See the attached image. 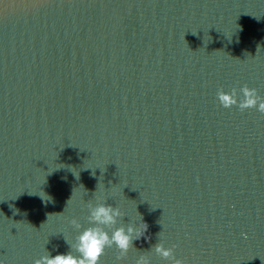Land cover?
I'll use <instances>...</instances> for the list:
<instances>
[{"label": "water", "instance_id": "1", "mask_svg": "<svg viewBox=\"0 0 264 264\" xmlns=\"http://www.w3.org/2000/svg\"><path fill=\"white\" fill-rule=\"evenodd\" d=\"M244 84L264 96V0H0V258L69 251L102 196L148 228L100 264H170L160 239L264 264V113L216 96Z\"/></svg>", "mask_w": 264, "mask_h": 264}, {"label": "clouds", "instance_id": "2", "mask_svg": "<svg viewBox=\"0 0 264 264\" xmlns=\"http://www.w3.org/2000/svg\"><path fill=\"white\" fill-rule=\"evenodd\" d=\"M216 96L224 108H231L235 105L241 111L255 108L258 112L264 113V96L259 93L257 88L249 87L248 84L242 85L239 90L233 87L230 91H225L221 87L217 90ZM63 166L60 165L59 167ZM68 167L79 178V171L74 166L68 165ZM42 193L44 195L41 192L39 195L45 203L52 200L49 194L43 190ZM71 199L72 196L68 199L67 204ZM87 208L89 214L86 219L89 226L85 227L75 217L69 221L75 229L80 230L72 242H69L64 236L70 250L57 252L55 255L46 251L45 254L35 259L33 264H100V258L105 249L113 246L118 250L116 259L121 260L127 256L129 249L133 247V241L143 237L148 228L147 223L142 218L135 223H121L120 221L125 217V212L121 207L106 202V198L102 196H96L95 202L89 201ZM50 214H48V218ZM152 247L156 254L164 260L170 261V264H185L183 259L177 258L175 255L176 245L166 247L163 239H160ZM0 264H5L2 258H0ZM135 264H151L149 255L140 252Z\"/></svg>", "mask_w": 264, "mask_h": 264}]
</instances>
